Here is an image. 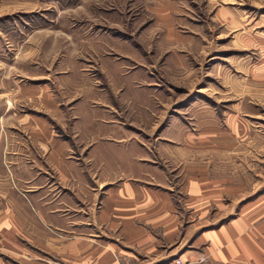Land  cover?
Returning <instances> with one entry per match:
<instances>
[{"label": "crops", "instance_id": "0c3cea01", "mask_svg": "<svg viewBox=\"0 0 264 264\" xmlns=\"http://www.w3.org/2000/svg\"><path fill=\"white\" fill-rule=\"evenodd\" d=\"M208 2L232 34V50L245 53L241 68L253 84L242 94L253 91L264 100V17L252 21V3L246 7L241 0ZM159 5L164 13L168 5L178 8L167 0ZM188 5L182 4V27L194 15ZM203 43L182 33L184 52L201 53ZM251 49L259 53L253 66L246 58ZM244 101L223 118L203 108L194 130L182 125V164L170 170L123 165L122 159L77 165L70 142L44 119L18 118L44 151L45 164L5 167L0 161V264H169L178 257L264 264V119L252 117ZM49 109L57 113L51 104ZM75 128L90 146L84 133L92 139L96 132L81 130L82 123ZM254 156L261 159L257 165L250 164Z\"/></svg>", "mask_w": 264, "mask_h": 264}, {"label": "rangeland", "instance_id": "374dc122", "mask_svg": "<svg viewBox=\"0 0 264 264\" xmlns=\"http://www.w3.org/2000/svg\"><path fill=\"white\" fill-rule=\"evenodd\" d=\"M167 1L178 8L168 5L164 13L161 0H0V161L5 167L45 164L44 151L18 118L44 119L70 142V160L77 165H92L91 158L95 165L122 159L123 165L168 170L182 164V125L194 130L203 108L223 118L245 97L252 117L264 119L259 94H242L244 85L253 84L241 68L245 53L232 50V34L216 18L215 7L208 0ZM241 1L246 7L252 3V21L264 17L261 0ZM183 3L194 12L187 15L189 28L182 27ZM182 33L203 39L204 50L184 52ZM247 54L252 66L258 64L256 49ZM80 123L81 130L96 132L92 139L84 133L90 146L80 140L75 128ZM102 133L105 137H99ZM250 160L251 165L261 161ZM171 177L176 182V174Z\"/></svg>", "mask_w": 264, "mask_h": 264}, {"label": "built area", "instance_id": "2783aa9c", "mask_svg": "<svg viewBox=\"0 0 264 264\" xmlns=\"http://www.w3.org/2000/svg\"><path fill=\"white\" fill-rule=\"evenodd\" d=\"M206 261L207 259L205 257H201L196 261L184 260L181 257H178L169 264H205ZM57 264H64V263H57Z\"/></svg>", "mask_w": 264, "mask_h": 264}]
</instances>
